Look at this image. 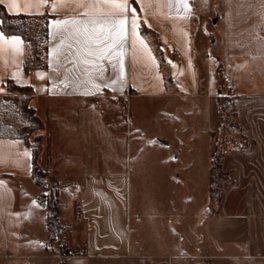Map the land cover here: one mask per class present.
I'll return each instance as SVG.
<instances>
[{
  "label": "crops",
  "instance_id": "obj_1",
  "mask_svg": "<svg viewBox=\"0 0 264 264\" xmlns=\"http://www.w3.org/2000/svg\"><path fill=\"white\" fill-rule=\"evenodd\" d=\"M128 3L136 9L135 33L124 0H0L10 15H49L43 68L24 69L29 48L20 35L0 39V99L9 83L32 88L29 105L43 124L34 131L41 139L37 164L46 168L51 136L57 151L76 155L64 172L77 179L68 200L59 194L68 252H58L47 246L33 149L23 137L0 134V264H264V0ZM108 16L128 22L123 40L108 26L102 60L79 28ZM14 37L22 43L5 42ZM222 81L240 126L235 140L246 144L224 149L227 177L212 207ZM118 103L126 107L122 117ZM150 122L162 125L151 138L177 180L196 183L190 167L198 163L208 175L197 196L195 187L179 192L181 201L177 196L161 209L138 205L144 193L131 190L143 173L140 146Z\"/></svg>",
  "mask_w": 264,
  "mask_h": 264
},
{
  "label": "rangeland",
  "instance_id": "obj_2",
  "mask_svg": "<svg viewBox=\"0 0 264 264\" xmlns=\"http://www.w3.org/2000/svg\"><path fill=\"white\" fill-rule=\"evenodd\" d=\"M42 23L41 18H27L25 20L26 28L28 30V33L30 35L35 34L39 25ZM157 46V45H156ZM159 48V47H158ZM43 49V48H42ZM44 50V49H43ZM43 53V52H42ZM41 53V55H43ZM10 86V93L4 97L5 99H0V118L2 123L3 131H9L11 133H27V139L29 143H37L40 145V135L34 136V131L36 132V129H31L30 122H23L19 119L18 116V103L13 101L11 97L19 96V94H24L25 91L20 90L18 87H16L13 84H9ZM230 90L228 88V85L222 81V84L220 85V92L222 93H228ZM28 94V92H27ZM5 100V101H4ZM140 103L139 99L136 100ZM124 103V102H123ZM123 103H118L119 105V111L121 117L125 115L126 107L123 106ZM29 104V103H28ZM137 105V104H136ZM139 108L140 107V104ZM231 114H229L228 117H225V122L223 125L219 126L218 128L212 132V145L214 147L215 139H219V145L222 146L223 149H225L228 146H231L235 140L236 137H239V131L238 128L234 127L232 124L235 123V117L232 115V107ZM230 113V112H229ZM220 121V116H219ZM219 124V123H218ZM43 126V124H42ZM41 126V128H42ZM149 134H146L144 136V141L140 146V157L142 158L143 163V173L141 177L136 178L133 177L132 183H131V190L132 193L135 192H142L144 193L145 198H140V202L138 205L142 206H154V207H160L164 208L167 206H171V200L174 198V200L177 199V196L179 198V201H181L182 194L179 195V192H191L193 190L198 191L193 192L196 194L199 193V190L206 187L208 182V175L206 167L202 163H198L196 166L192 165L190 168H192L195 174H194V180L195 182H189L186 181L187 177L184 176L182 180H177L174 175L169 172V167L165 161V153L163 152L164 148L159 146L157 140H154L151 138L154 131H160L162 130V125L160 123L153 124V122H150V125L146 124ZM198 126V124L196 125ZM196 129V127H195ZM31 130V131H30ZM197 140L201 137V134H197ZM50 139V146L47 150L45 162H46V168H41L42 171H45L43 175H41V179L44 183L43 187V193L45 194L44 198L47 196L55 197L56 195L59 197V194H62L64 197H62L64 200H68V198H65V195L68 194L69 188L73 187L74 189L77 188V182L72 180H77L72 174V171L64 172L65 165L68 160L76 159V155L72 151H57V147L59 145V142L56 141L53 137L49 136ZM54 145V146H53ZM36 147V149H37ZM136 147V146H135ZM214 150V149H213ZM212 150V151H213ZM37 152V151H36ZM39 167V165H38ZM66 171V170H65ZM151 193L152 195H150ZM133 196V194H132ZM217 195H214L212 197V207L216 202ZM135 200V199H133ZM66 203V202H65ZM68 203V201H67ZM59 205V202H58ZM62 226L60 228H56L55 232L58 234L57 236L53 237L50 241L47 242V246L50 249H53L55 251H60V249L64 248V238H62L61 230ZM65 235V232L63 233V236Z\"/></svg>",
  "mask_w": 264,
  "mask_h": 264
},
{
  "label": "trees",
  "instance_id": "obj_3",
  "mask_svg": "<svg viewBox=\"0 0 264 264\" xmlns=\"http://www.w3.org/2000/svg\"><path fill=\"white\" fill-rule=\"evenodd\" d=\"M0 28L6 35L17 34L20 35L29 48V53L25 57L24 60V69L26 71H30L35 68H43L46 66V62L44 59V55L46 52V40H47V29H48V14L42 15L40 18L42 19V23L39 25L35 34L30 35L26 28L25 20L27 16L24 14L18 15H10L8 14L2 6H0ZM44 50H43V49ZM43 52V53H42ZM41 53L43 55H41ZM12 84V83H9ZM8 84V93H10V86ZM16 86V85H15ZM20 90L25 91L24 94H19V96L11 97L13 101L18 103V116L19 119L23 122H30L31 129L40 128L42 123L40 119L34 112V109L28 104L31 96H32V88L30 86H16ZM28 92V94H27ZM217 106L220 116L219 126L224 124L225 117H228L231 114L232 107V115L235 116L234 109H233V97L229 93H222L219 94L217 97ZM230 112V113H229ZM234 127L239 129V124L235 122L232 124ZM31 131V130H30ZM4 134L3 128L0 125V134ZM10 135L23 137L26 142L32 147L33 149V169H32V176L34 182L44 187V183L41 179V175L44 174L45 171H42L40 167H38L36 161V147L37 143H29L27 133H11ZM240 146H244L246 141L243 139L238 140L237 142ZM214 150L210 155V179H209V195L212 198L214 195H217L219 189L221 187V180L227 177V173H224L221 169V159L224 153V149L222 146L219 145V139H215ZM45 194L41 192L37 198V201L46 208L47 210V219H46V227L49 231V238L50 241L53 237L57 236L58 234L55 232L56 228H60L61 224L59 223L58 215H59V197L56 195L55 197H51L50 195L45 197ZM59 252H68V249L61 248Z\"/></svg>",
  "mask_w": 264,
  "mask_h": 264
},
{
  "label": "snow or ice",
  "instance_id": "obj_4",
  "mask_svg": "<svg viewBox=\"0 0 264 264\" xmlns=\"http://www.w3.org/2000/svg\"><path fill=\"white\" fill-rule=\"evenodd\" d=\"M100 2H106V0H100ZM137 3H139V0H137ZM124 4L127 6L128 10L132 12L131 17V28L133 33H135L137 28V17L135 15L136 9L134 7H131V5L128 3V0H124ZM86 15V14H85ZM128 22V17L123 16L122 18H119L115 23H113V20L111 16L105 17L103 21H98L96 19H92L88 21L87 25H83L79 28V31L84 35L86 40H91L92 43H94L97 47V51L99 52V58L100 59H106L105 56V50L109 48L108 39L110 37H107L106 34L111 31V29L108 27L111 25L112 28L118 29V34L120 35L121 40H123V33L126 31L125 24ZM53 25H60L61 23L67 24L68 21H53ZM96 33L95 39H93L89 33ZM62 36V33H58ZM5 34L3 32H0V39H4ZM6 43L9 44H15L19 45L21 44V40L18 37H14L10 40H5ZM62 42H63V36H62ZM91 51V49H89ZM110 54V52H109ZM2 91V89H0Z\"/></svg>",
  "mask_w": 264,
  "mask_h": 264
}]
</instances>
